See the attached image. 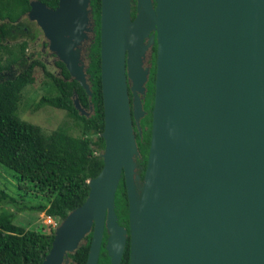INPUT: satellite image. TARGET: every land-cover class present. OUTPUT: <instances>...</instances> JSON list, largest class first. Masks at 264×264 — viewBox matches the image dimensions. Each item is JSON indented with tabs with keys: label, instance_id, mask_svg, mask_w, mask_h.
Here are the masks:
<instances>
[{
	"label": "water",
	"instance_id": "1",
	"mask_svg": "<svg viewBox=\"0 0 264 264\" xmlns=\"http://www.w3.org/2000/svg\"><path fill=\"white\" fill-rule=\"evenodd\" d=\"M29 3L27 15L51 51L89 92L78 63L89 0ZM131 5L100 0L103 165L83 203L55 227L42 264H66L90 231L85 264H97L104 230L108 264H120L127 238L114 209L121 176L129 264H264V0H136L133 18ZM146 38L156 39V71L138 187L133 119L139 127Z\"/></svg>",
	"mask_w": 264,
	"mask_h": 264
},
{
	"label": "trees",
	"instance_id": "2",
	"mask_svg": "<svg viewBox=\"0 0 264 264\" xmlns=\"http://www.w3.org/2000/svg\"><path fill=\"white\" fill-rule=\"evenodd\" d=\"M40 1L51 8L58 5V0ZM29 2L30 0H0V71L9 69L13 63H22V69L17 75L0 78V166L12 171L19 187L27 188L40 199L31 204L30 208L54 217L58 226L74 208L83 203L89 192L88 180L95 177L103 165L101 153L105 142L101 135L104 112L100 77V0H90L94 26L86 68L89 92L71 77L62 60L56 61L61 75L45 69L44 62L37 58L34 61H38L39 65L28 66L26 48L31 38L29 33L24 32V26L29 29L24 19L27 20L25 16L30 9ZM135 10L136 0H132V18ZM20 37L25 38L22 40ZM151 52L152 67L144 102L146 114L139 127L140 135L135 130L139 150V156H135V159L141 182L150 145L156 39L152 43ZM34 68H44V74L50 78L47 82L48 92L39 98L37 104L65 110L74 120L78 134H73L65 124L46 132L40 125L17 114L22 89L34 81ZM75 98L87 113L78 110ZM114 209L118 223L127 228L120 264H129L128 201L123 176L115 192ZM45 226L46 229L43 226L26 228L13 222V213L0 212V264H42L51 248L56 227L50 224ZM91 235L92 231L86 234L76 250L67 253L69 260L66 264H85ZM107 235V230H104L97 264L109 263L105 248Z\"/></svg>",
	"mask_w": 264,
	"mask_h": 264
},
{
	"label": "rangeland",
	"instance_id": "3",
	"mask_svg": "<svg viewBox=\"0 0 264 264\" xmlns=\"http://www.w3.org/2000/svg\"><path fill=\"white\" fill-rule=\"evenodd\" d=\"M24 22L27 24L30 23L28 19H24ZM84 37L79 41L78 44V63L85 73V61H83L81 50V43ZM147 43L148 44L146 48H148L151 40L149 39ZM48 45L49 41L47 37L41 34L40 37H38L34 42L29 40L28 47L26 48V53L34 51L36 53L37 59H45L43 51H51L50 45ZM143 57L144 53L142 59ZM34 60L28 61V66L39 65L38 61ZM47 60L48 62L44 63L45 69L52 72L54 70V67H56L52 62V56L50 55ZM42 69L41 71L37 68H34V81L27 84L22 89L21 97L17 106V114L23 119L40 125L46 132H50L58 125L65 124L70 128V131L73 134H78L79 130L77 126L74 125V120L66 114L65 110L50 105L39 106L37 104L39 98L44 93L48 92L47 82L50 81V78L46 74H44V68ZM144 71L146 70L144 69ZM85 81L89 85L86 79V74ZM38 201H40V199L31 194L27 188L18 186V181L12 176L11 170L0 166V212L7 211L13 213V222L17 225H21L26 228L43 226L44 229H46L47 226H45V224L51 225L50 221L54 222L56 221V219L54 217L46 215L43 211H38L37 209L30 208L31 204Z\"/></svg>",
	"mask_w": 264,
	"mask_h": 264
},
{
	"label": "flooded vegetation",
	"instance_id": "4",
	"mask_svg": "<svg viewBox=\"0 0 264 264\" xmlns=\"http://www.w3.org/2000/svg\"><path fill=\"white\" fill-rule=\"evenodd\" d=\"M88 30L85 31V37L81 43V50H82V58H83V61H85V74H86V79L88 81V76H87V73H86V68H87V64H88V48L90 46V42L92 41V36H93V26H94V21H93V17H92V12H91V7H90V0H89V4H88ZM25 17H27L28 21L30 22L28 24L29 26V29H27L26 26H24V29H25V33H29V37L31 38L30 40L31 41H35L38 37H40V35L42 34L43 36L44 35V32L41 28V26L38 24V22L35 20V19H31L29 18L28 15H26ZM19 32V31H18ZM19 36H21V34L19 33ZM22 40L25 38V37H20ZM145 43L148 42V38H146L145 40ZM29 43V42H28ZM153 43V42H152ZM152 43L149 44L148 48H146L145 52H144V57L142 59V67L147 71V78L143 84L144 86V90L143 91H136L137 94L139 95V98L141 100V106H142V110H143V114L141 116H139V127H141V121L142 119L144 118L145 114H146V109L144 108V102H145V98H146V95H147V89H148V79H149V72H150V68L152 67V61H151V55H152V52H151V46H152ZM49 46V45H48ZM43 51V50H42ZM43 55L45 57V59L43 58L41 61L46 63L48 62V58L49 56L51 55L52 56V62L53 64L56 66L54 67V70L52 71L53 73L57 74V75H61V71L59 69V67L56 65V61L58 60L56 58V55L54 53H52L51 51H43ZM26 57L28 59V61L30 60H34L36 58V53L34 51H31L29 53H26ZM22 69V63L21 62H16V63H13L10 65L9 69H6V70H2L0 71V78H6V77H14L15 75H17ZM43 70V69H42ZM133 85V82L132 80H128V95H129V99H130V106L132 108V101H133V93H132V90H131V87ZM155 89V87H154ZM138 127V124L134 121L133 119V128H134V132L135 130H139ZM139 135H140V132H139ZM135 139L137 141V138H136V134H135ZM137 143V142H136ZM138 147V146H137ZM139 154L136 155V157H138ZM136 157H134V160H135V167H134V176H135V183L136 185L139 187L140 184H141V181L140 179H138L136 177V175H138V170H139V166L137 165L136 163Z\"/></svg>",
	"mask_w": 264,
	"mask_h": 264
},
{
	"label": "built area",
	"instance_id": "5",
	"mask_svg": "<svg viewBox=\"0 0 264 264\" xmlns=\"http://www.w3.org/2000/svg\"><path fill=\"white\" fill-rule=\"evenodd\" d=\"M50 223H51L52 226H57V222L56 221H54V222L50 221Z\"/></svg>",
	"mask_w": 264,
	"mask_h": 264
}]
</instances>
